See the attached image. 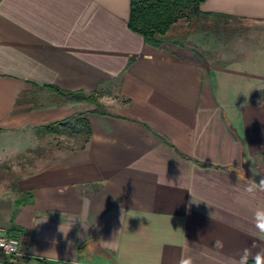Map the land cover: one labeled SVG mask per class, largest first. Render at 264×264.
<instances>
[{"label":"crops","instance_id":"0c3cea01","mask_svg":"<svg viewBox=\"0 0 264 264\" xmlns=\"http://www.w3.org/2000/svg\"><path fill=\"white\" fill-rule=\"evenodd\" d=\"M200 7L261 25L244 55L216 65L152 46L128 25L130 0H0V167L30 151L41 125L81 112L92 129L85 148L0 195V229L21 247L0 264L264 258V191H245L264 179V0Z\"/></svg>","mask_w":264,"mask_h":264},{"label":"trees","instance_id":"16d2710c","mask_svg":"<svg viewBox=\"0 0 264 264\" xmlns=\"http://www.w3.org/2000/svg\"><path fill=\"white\" fill-rule=\"evenodd\" d=\"M203 1L205 0H130L128 25L132 30L142 34L145 42L152 46L162 47L168 42L184 46L186 38L195 31L206 30L209 27L218 28L222 23L240 19L232 14L203 11L200 7ZM181 20L186 22L185 26L179 24ZM53 89L70 99L98 103L97 95L82 89L70 91L57 86H53ZM64 132L82 137L76 148L82 149L89 142L92 129L81 112L39 127V133Z\"/></svg>","mask_w":264,"mask_h":264},{"label":"rangeland","instance_id":"374dc122","mask_svg":"<svg viewBox=\"0 0 264 264\" xmlns=\"http://www.w3.org/2000/svg\"><path fill=\"white\" fill-rule=\"evenodd\" d=\"M179 24L185 26L186 22L181 20ZM259 27L261 25L256 26L253 22L245 19H232L225 24L222 23L218 28L209 27L206 30L195 31L186 38L184 47L193 51L207 64L224 65L232 58H239L240 55L245 54L246 45L257 33ZM177 31L179 32L180 29ZM249 52L251 54L253 50H249ZM254 63L256 62L254 61ZM84 105L102 107L99 101L98 103L87 101ZM81 141L82 137L69 135L66 132L61 134L44 133L37 139L34 137L30 151L21 154L19 158L15 157L12 163L13 167L9 166V162L0 167V181H6L0 183V187L10 188L19 175L38 170L39 167L52 162L60 153L76 149Z\"/></svg>","mask_w":264,"mask_h":264},{"label":"clouds","instance_id":"9594fccd","mask_svg":"<svg viewBox=\"0 0 264 264\" xmlns=\"http://www.w3.org/2000/svg\"><path fill=\"white\" fill-rule=\"evenodd\" d=\"M245 191L248 194H255L257 191H264V179H261L259 183H256L255 180H249L248 185L245 188ZM0 195H14L11 192L10 188L0 187ZM255 227L260 233H264V210H257L255 213ZM214 247L223 248V242L216 240ZM247 252V250H245ZM180 264H193V260L188 258H182ZM240 264H247L245 256L240 257ZM255 264H264V258L257 255L255 258Z\"/></svg>","mask_w":264,"mask_h":264},{"label":"built area","instance_id":"2783aa9c","mask_svg":"<svg viewBox=\"0 0 264 264\" xmlns=\"http://www.w3.org/2000/svg\"><path fill=\"white\" fill-rule=\"evenodd\" d=\"M0 252L9 256L19 255L21 253L19 238L0 229Z\"/></svg>","mask_w":264,"mask_h":264},{"label":"water","instance_id":"95a60500","mask_svg":"<svg viewBox=\"0 0 264 264\" xmlns=\"http://www.w3.org/2000/svg\"><path fill=\"white\" fill-rule=\"evenodd\" d=\"M61 264H75V263H71V262H62Z\"/></svg>","mask_w":264,"mask_h":264}]
</instances>
